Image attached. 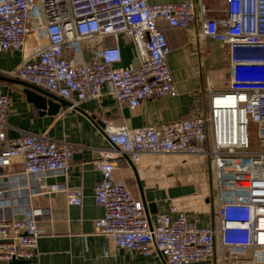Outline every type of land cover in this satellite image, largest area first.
I'll use <instances>...</instances> for the list:
<instances>
[{
	"label": "built area",
	"instance_id": "1",
	"mask_svg": "<svg viewBox=\"0 0 264 264\" xmlns=\"http://www.w3.org/2000/svg\"><path fill=\"white\" fill-rule=\"evenodd\" d=\"M213 5L217 10H210ZM220 16L215 18L213 14ZM199 22V39L227 49L225 91L206 87L208 114L137 129L103 124L114 150L99 151L92 162L101 180L93 201L103 209L94 221L95 235L142 256L157 253L166 264L206 262L215 254L214 231L187 220L183 211L146 217L141 202L115 176L114 153L136 164L145 155L204 156L213 171L218 202L219 249L264 264V0H193L148 4L145 0H0V53H21L6 77L45 90L68 103L109 96L119 106L135 109L143 101L171 98L176 88L167 65L169 48L159 23L190 29ZM126 37L138 66L120 67L118 45ZM85 53L89 58H85ZM9 99L0 85V141L6 139ZM74 146L28 132L8 141L0 167L19 162L22 170L7 175L0 187V260L32 261L40 234V211L12 213L8 195L31 189L38 193L48 175H66ZM69 206L82 205L79 189H65ZM175 214V219L170 215Z\"/></svg>",
	"mask_w": 264,
	"mask_h": 264
},
{
	"label": "crops",
	"instance_id": "2",
	"mask_svg": "<svg viewBox=\"0 0 264 264\" xmlns=\"http://www.w3.org/2000/svg\"><path fill=\"white\" fill-rule=\"evenodd\" d=\"M145 1L148 4H167L188 0ZM193 1L198 5L200 1L210 0ZM208 7L217 10L213 5ZM213 16L220 18L216 13ZM158 26L169 48L167 65L176 95L143 101L133 110L119 106L109 96H103L98 101L88 100L76 109L67 110L66 105H60L57 97L47 91H36L17 79L1 74L15 69L21 53H0L1 92L9 99L6 110L9 128L6 139L0 141V153L7 148L8 141L23 132L45 135L74 146L71 167L66 175H48L38 193L25 188L23 192L8 195L9 203L15 204L12 213L16 218L23 210L40 211L41 214L36 221L40 234L36 256L27 264H166L157 253L142 256L134 251L119 249L108 237L95 235L94 221L103 216V209L93 201L94 188L101 175L94 170L92 162L99 158V151H113L114 148L102 129L89 119L132 130L203 117L209 110L206 87L219 92L226 90L229 74L227 49L208 39H199V22L190 29L171 28L165 23ZM105 42L107 45L116 43L120 48V67L138 66L135 48L126 37L120 36L116 42L108 38ZM89 57L85 53V58ZM114 154L115 176L128 186L134 199L141 202L131 165L124 154L117 151ZM172 160L171 157L145 155L138 163H133L144 195L150 193L156 206V213L149 216L151 223L156 214L168 213L173 206L183 211L188 221H197L199 226L213 229V258L190 264H243L244 260L250 259V250H245L241 257L227 256L226 253L221 255L218 202L213 193V171H210L208 161L174 164ZM21 170L19 162L0 167V187L9 182L8 174ZM65 189L81 190L80 207L67 204ZM175 217V214L170 215L171 219ZM0 264L14 263L0 260Z\"/></svg>",
	"mask_w": 264,
	"mask_h": 264
},
{
	"label": "water",
	"instance_id": "3",
	"mask_svg": "<svg viewBox=\"0 0 264 264\" xmlns=\"http://www.w3.org/2000/svg\"><path fill=\"white\" fill-rule=\"evenodd\" d=\"M24 84L27 85L28 87H30L31 89H34L36 91L42 92L41 89H39L37 87H34V86L26 84V83H24ZM57 100L59 101L60 105L68 106V103L63 101L62 99L57 98ZM89 119L99 129H103V123L101 121H94L92 118H89ZM125 157L127 158L129 164L131 165V167H132V169L134 171V175L136 177L137 185H138L140 196H141V202H142V205H143V208H144V213H145L146 217L149 219L150 218L149 216L151 214H155L156 213V206L152 203L153 197H152V195L150 193H146L144 195L142 187H141L139 179H138V176H137V173H136L135 168L133 166V163L128 159L127 156H125ZM28 262L29 261H13L14 264H27Z\"/></svg>",
	"mask_w": 264,
	"mask_h": 264
},
{
	"label": "rangeland",
	"instance_id": "4",
	"mask_svg": "<svg viewBox=\"0 0 264 264\" xmlns=\"http://www.w3.org/2000/svg\"><path fill=\"white\" fill-rule=\"evenodd\" d=\"M165 157H171L173 159L171 162L174 164L175 163H177V164H187V163L199 164V163H204V162L208 161L207 158L204 156H196V157L165 156ZM195 175H197V173ZM226 255L229 256V253L226 252Z\"/></svg>",
	"mask_w": 264,
	"mask_h": 264
},
{
	"label": "bare ground",
	"instance_id": "5",
	"mask_svg": "<svg viewBox=\"0 0 264 264\" xmlns=\"http://www.w3.org/2000/svg\"><path fill=\"white\" fill-rule=\"evenodd\" d=\"M261 226L264 227V223H262ZM261 239L264 240V232L261 234Z\"/></svg>",
	"mask_w": 264,
	"mask_h": 264
}]
</instances>
